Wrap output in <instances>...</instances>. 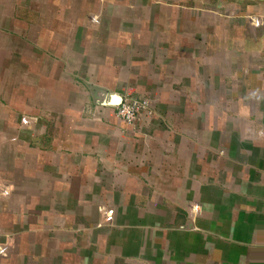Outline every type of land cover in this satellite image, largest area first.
Wrapping results in <instances>:
<instances>
[{
    "label": "crops",
    "instance_id": "crops-1",
    "mask_svg": "<svg viewBox=\"0 0 264 264\" xmlns=\"http://www.w3.org/2000/svg\"><path fill=\"white\" fill-rule=\"evenodd\" d=\"M0 264H264V0H0Z\"/></svg>",
    "mask_w": 264,
    "mask_h": 264
},
{
    "label": "built area",
    "instance_id": "built-area-1",
    "mask_svg": "<svg viewBox=\"0 0 264 264\" xmlns=\"http://www.w3.org/2000/svg\"><path fill=\"white\" fill-rule=\"evenodd\" d=\"M146 98L140 97H119V99L114 103V113L122 119L126 124H131L135 121L138 113L141 111L146 112Z\"/></svg>",
    "mask_w": 264,
    "mask_h": 264
},
{
    "label": "water",
    "instance_id": "water-1",
    "mask_svg": "<svg viewBox=\"0 0 264 264\" xmlns=\"http://www.w3.org/2000/svg\"><path fill=\"white\" fill-rule=\"evenodd\" d=\"M118 99H119V97L116 94L112 93L111 95H109V100L112 102H116Z\"/></svg>",
    "mask_w": 264,
    "mask_h": 264
}]
</instances>
